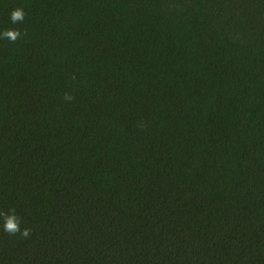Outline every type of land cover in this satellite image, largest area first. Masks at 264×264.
Returning <instances> with one entry per match:
<instances>
[{"label":"trees","instance_id":"obj_1","mask_svg":"<svg viewBox=\"0 0 264 264\" xmlns=\"http://www.w3.org/2000/svg\"><path fill=\"white\" fill-rule=\"evenodd\" d=\"M7 28L0 210L32 232L0 219V264H264V0H0Z\"/></svg>","mask_w":264,"mask_h":264},{"label":"clouds","instance_id":"obj_2","mask_svg":"<svg viewBox=\"0 0 264 264\" xmlns=\"http://www.w3.org/2000/svg\"><path fill=\"white\" fill-rule=\"evenodd\" d=\"M26 12L23 7H15L10 12L9 19L13 25L23 23L25 20ZM22 36V32L19 28H7L0 32V38L9 40L12 43H15ZM74 97L69 94H64V100L70 102ZM0 219L3 220V231L8 235L15 236L19 235L22 238H27L31 235L32 229L24 226L21 228L23 223L22 217H20L15 209L0 210Z\"/></svg>","mask_w":264,"mask_h":264}]
</instances>
